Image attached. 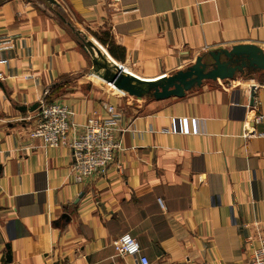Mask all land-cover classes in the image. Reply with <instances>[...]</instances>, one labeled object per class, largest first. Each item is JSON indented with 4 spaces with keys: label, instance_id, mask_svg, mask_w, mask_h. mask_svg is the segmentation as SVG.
I'll return each mask as SVG.
<instances>
[{
    "label": "crops",
    "instance_id": "crops-1",
    "mask_svg": "<svg viewBox=\"0 0 264 264\" xmlns=\"http://www.w3.org/2000/svg\"><path fill=\"white\" fill-rule=\"evenodd\" d=\"M58 2L46 13L0 0V264H139L115 251L125 234L150 264H250L264 238V71L128 113L89 79L104 74L77 37L154 82L211 51L264 50V0ZM105 31L124 60L96 38ZM53 102L78 124L106 116L104 103L122 114L105 175L77 183L69 148L31 139L41 106Z\"/></svg>",
    "mask_w": 264,
    "mask_h": 264
},
{
    "label": "built area",
    "instance_id": "built-area-1",
    "mask_svg": "<svg viewBox=\"0 0 264 264\" xmlns=\"http://www.w3.org/2000/svg\"><path fill=\"white\" fill-rule=\"evenodd\" d=\"M110 1L113 5L122 4V0ZM0 78H3L2 73ZM106 83L117 92L122 90L114 83ZM103 107L106 116L101 117L94 111L84 124H78L74 121L75 112L70 107L58 102L45 103L39 111L36 126L30 132L31 139L45 146L70 149L73 157L72 173L77 183H83L92 176L105 175L115 152L121 146L118 126L122 114L109 103H104ZM113 245L117 255H135L140 259L139 264H150L149 259L142 254L140 243L132 235H122ZM250 264H264V238L254 248Z\"/></svg>",
    "mask_w": 264,
    "mask_h": 264
},
{
    "label": "water",
    "instance_id": "water-1",
    "mask_svg": "<svg viewBox=\"0 0 264 264\" xmlns=\"http://www.w3.org/2000/svg\"><path fill=\"white\" fill-rule=\"evenodd\" d=\"M46 1L49 6L59 7L60 5L58 0ZM83 38L82 47L91 53L92 60L105 71V74L99 78L105 82L114 83L119 89L125 88L128 81H130L127 72L125 73L121 67L110 61L111 58L96 45L95 41L89 40L86 36ZM247 68L264 71V50L257 45H235L231 49L211 51L205 56H200L196 63L186 70L178 71L160 81L146 82L141 86L145 93L152 92L156 100L184 97L192 88L202 86L204 81L235 79L238 72H242ZM130 85H132V82ZM130 92L134 93L133 90ZM251 96V104L253 105L255 87L252 89ZM7 247L9 248V245ZM9 259L11 260L10 256Z\"/></svg>",
    "mask_w": 264,
    "mask_h": 264
},
{
    "label": "rangeland",
    "instance_id": "rangeland-1",
    "mask_svg": "<svg viewBox=\"0 0 264 264\" xmlns=\"http://www.w3.org/2000/svg\"><path fill=\"white\" fill-rule=\"evenodd\" d=\"M28 1L34 2L37 6L40 5V9L42 11L46 12V13H48L49 7H52L53 9L57 10V7L56 6H54V5H50L49 6V3L46 0H28ZM60 14H61V19H62L64 17V11L61 12ZM77 38L79 39V42L82 45L83 44V37L82 38L81 37H77ZM87 53L89 55V58H90L91 62L96 66V68L99 69L100 66L98 64H96L92 60L91 53L89 51ZM109 60L110 61H113L111 59H109ZM119 67H121L122 69H125L123 66H119ZM126 69H128V68H126ZM129 69L132 70L133 72H135L136 74H138L131 67H129ZM99 70L101 71V73L105 74V71L104 70H102L101 68ZM92 71L93 70L91 69V72ZM253 74H255L254 71L247 70V72L243 76L245 78H247V77L254 76ZM127 75L129 76L130 81H128V83L126 84L125 88L122 89V90H124V92L121 90L123 93H121L119 91L117 92L115 90V88H112V87L107 86L103 81H100V80H98L96 78H92L91 77L89 79H91V81L97 87L101 88L108 95H110V97H114V98H117V99H121V106H122V108L125 109V111L127 110L128 113H132V112L139 113V111L142 112V111H145V110L149 109V107H150L149 105L151 104L152 101H154V97H153L152 92L149 93V94L148 93H145V91L143 90V88L141 86L142 84H144V82H141L140 80L135 79L131 74H128L127 73ZM131 82H132V85H135V86L130 85ZM135 83H137V84H135ZM129 89L133 90L134 93L130 92L131 90H129ZM150 109H152V108L150 107Z\"/></svg>",
    "mask_w": 264,
    "mask_h": 264
},
{
    "label": "trees",
    "instance_id": "trees-1",
    "mask_svg": "<svg viewBox=\"0 0 264 264\" xmlns=\"http://www.w3.org/2000/svg\"><path fill=\"white\" fill-rule=\"evenodd\" d=\"M96 38L107 47L109 53L117 60H124L125 51L124 48L115 44L109 31H105L102 34H96ZM134 83V82H133Z\"/></svg>",
    "mask_w": 264,
    "mask_h": 264
},
{
    "label": "bare ground",
    "instance_id": "bare-ground-1",
    "mask_svg": "<svg viewBox=\"0 0 264 264\" xmlns=\"http://www.w3.org/2000/svg\"><path fill=\"white\" fill-rule=\"evenodd\" d=\"M160 81V80H159ZM154 82H156V81H154Z\"/></svg>",
    "mask_w": 264,
    "mask_h": 264
}]
</instances>
